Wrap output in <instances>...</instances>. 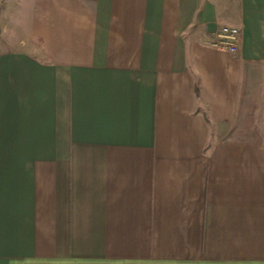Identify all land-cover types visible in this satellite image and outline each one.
<instances>
[{
  "label": "crops",
  "instance_id": "crops-1",
  "mask_svg": "<svg viewBox=\"0 0 264 264\" xmlns=\"http://www.w3.org/2000/svg\"><path fill=\"white\" fill-rule=\"evenodd\" d=\"M0 264H264V0H0Z\"/></svg>",
  "mask_w": 264,
  "mask_h": 264
},
{
  "label": "built area",
  "instance_id": "built-area-1",
  "mask_svg": "<svg viewBox=\"0 0 264 264\" xmlns=\"http://www.w3.org/2000/svg\"><path fill=\"white\" fill-rule=\"evenodd\" d=\"M213 46L220 50L232 53L237 51V44L240 38V30L237 27L222 26L216 34Z\"/></svg>",
  "mask_w": 264,
  "mask_h": 264
}]
</instances>
